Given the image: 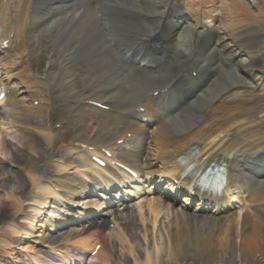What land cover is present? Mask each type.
<instances>
[{
	"label": "bare ground",
	"instance_id": "obj_1",
	"mask_svg": "<svg viewBox=\"0 0 264 264\" xmlns=\"http://www.w3.org/2000/svg\"><path fill=\"white\" fill-rule=\"evenodd\" d=\"M196 1L200 3L198 6L194 5ZM209 1L191 0L189 5L185 3L186 10H190L186 11L189 18L185 19V15L181 14L183 11L180 10L182 4L175 0H124L114 4L111 9L108 8V11L111 10V16L105 15L103 19L119 38L134 43L153 37L160 30L164 35H161L162 41L157 42L165 44L175 54H183L187 60L194 57L204 62L209 61L213 69V73L203 85L201 94L189 96L185 100L184 105L188 107L186 111L177 115V120H173L172 123L157 126L151 131L153 143L152 146L149 144V159L152 161L166 163L169 151L193 141L211 142L215 150L220 148L222 153L241 156L264 149V29L261 27L264 8L261 6L258 8L259 11L254 13L253 10L246 12L227 7L222 9L224 12L215 10V13L208 14L203 5ZM213 1H216L217 5L220 0ZM30 2L31 0H0V29L11 33L13 28H10L9 22L15 24L26 15ZM121 15L134 16L136 19ZM101 23L98 14L94 10L92 12L89 10L80 16L63 17L56 24L38 28L33 36L27 39L20 37L16 39L20 51L17 53L18 56L16 54L17 58L14 57L10 62L11 66L20 65L19 71L15 74L21 79V84L26 83L28 87L39 84L43 89L40 87L32 90L35 100L39 102L38 106H29L24 101L26 98L14 95L9 103L10 108L3 110L6 112L8 124L16 128L17 133L0 138V187L5 189V192L3 191L5 197L0 198L1 256L13 257L15 253L10 250L14 240L20 237L18 225H14L17 223L16 216L28 215L23 200L29 199V195L30 198L34 197L32 201L37 204L36 208L40 209L45 203V198L39 200V197L52 193L49 186L43 184L41 177H45L47 171L52 173L54 171L52 167H55L56 174L66 166L50 164L48 157L62 158L65 163L73 162L71 151L66 150L62 154L58 146L68 145L74 140L72 143L84 145L91 155L98 154L102 147H106L105 144L111 137L121 133L117 129L118 124L122 123L128 129L135 127V124L123 117L98 110L102 115L100 118L97 110L88 105V102L103 100L116 104L121 101L123 95L126 100L133 99L132 95L126 93V86L128 87L129 83L144 90L152 85L151 80L157 85L156 77L151 73L131 72L115 67L113 55L103 38L105 29ZM201 24L210 30L219 27L222 34L215 37L201 32ZM47 39L53 40L52 49L54 47L55 49L54 54L49 57L50 68L45 74V79L55 81L57 69L64 71L59 82H68L72 94L78 96L79 105L70 107L73 114L78 116V121L70 130L53 132L51 125H46L44 118L49 110V99L45 96V82L33 75L31 64L28 62L34 52L28 55V51L24 50L25 47H37ZM189 41L193 42V45H190ZM216 43L222 44L226 49V56L235 60L232 69L222 70L216 62ZM80 63L85 65L84 73V69L79 68ZM74 71L84 80V92L81 94L76 91L74 82H69L72 75H75ZM243 91L245 93L239 95ZM229 93L234 94L228 97ZM136 127L138 130L141 129L139 126ZM114 147L115 144H112L106 148ZM53 148L54 152L51 154ZM42 152L45 161L41 164L44 160ZM2 162H9L19 171H9ZM92 165L90 161L83 165V174L80 176L77 173V176L88 177L85 171L91 173ZM18 173L23 174L25 178L22 190L19 189L21 178ZM66 178L52 180L51 177L49 180L51 183L54 181L58 183L63 193L62 197L70 201L73 196L83 192V186L77 177H69L68 180ZM28 186H34L39 191L30 194L27 191ZM187 201L188 198L183 200ZM157 203L149 200L145 205V209L147 211L149 209L155 218L145 225L147 233L160 231L156 234L159 235L158 240L154 239L155 256H150L151 252L148 251L150 245L145 250L146 255L141 253L146 259L145 264H173L172 262L181 259L191 262L193 259L197 264H216L224 259V255L229 254L231 258L233 256L236 258L237 248L240 252L239 257L246 261L245 264H264V257L258 259L259 249L264 248V206L250 208L247 214L235 210L214 216L209 213H188L183 208L179 213V209L173 211L172 207H164ZM66 208L62 210V216H55L61 218H56L54 222L49 219L50 223L47 225L51 228L58 226L59 221H66L65 215L76 219L77 215ZM39 209L37 211L34 209L35 213L38 214ZM143 210L144 208L137 214L132 209L126 217L119 218L122 220L123 228L133 237L140 228L138 220L147 217ZM249 214L253 216L251 220H247L246 216ZM6 220H12L14 224H4ZM150 227H154L153 232ZM62 233L47 234L44 240L55 245L63 239L59 246L69 249L77 245L75 243L77 237L87 235L78 242L85 248L95 246L96 229L88 227L67 232L66 235ZM19 247L25 254H29L31 264L44 262L37 253L31 252L28 243L25 242ZM96 260L99 264H115L114 253L109 249L107 241L103 243L102 251Z\"/></svg>",
	"mask_w": 264,
	"mask_h": 264
},
{
	"label": "rangeland",
	"instance_id": "obj_2",
	"mask_svg": "<svg viewBox=\"0 0 264 264\" xmlns=\"http://www.w3.org/2000/svg\"><path fill=\"white\" fill-rule=\"evenodd\" d=\"M179 1V0H178ZM184 1H187L188 3H191V1L189 0H184ZM198 3H195L194 2V5L196 6ZM218 7L216 9V1H213V0H210L208 3H207V6L204 7L206 12H208L209 14L212 12V13H215L216 11L215 10H218V11H222V9L224 8H227V7H232V8H235V9H238L240 11L244 10L246 12L248 11H252L254 10V13L258 12L259 10H257L259 8V6H263L264 8V0H220L218 3H217ZM224 12V11H223ZM262 24H261V27L264 29V16H262ZM229 19V18H228ZM50 44H53V40L49 39L47 41H44L43 42V48L45 49L47 46H49ZM51 47V46H50ZM49 47V49H50ZM43 48H41V50L44 51L45 54L49 53V49L48 50H44ZM36 58V57H35ZM83 65V64H82ZM47 66V64L44 65V67L42 68L43 71L39 72V75L41 77L44 76L43 72L45 71V67ZM77 86L79 89H81L83 87V82L81 80H78L77 81ZM52 90L53 92V100L55 99L56 102H57V105L58 107H62L63 108V112H61V114H66V116L68 117L67 119L69 118H72L74 119L72 122H75V118L74 117H71L69 115V111H68V108H69V104L70 102L72 101V97L68 96L66 94V87L64 86H53V87H50V91ZM55 91V93H54ZM245 93V91L241 92V95H243ZM24 95H26L28 98L30 97L31 93L30 92H24L23 93ZM231 95H228V97H230ZM53 108H54V105H53ZM53 112V111H52ZM63 124H65V127H67V123H66V120H63L62 121ZM54 124V122H53ZM70 124V123H69ZM56 127H58L59 123H56L55 124ZM84 152H79L77 151L75 154H74V151H73V157L74 158H81V159H84L83 157V154ZM5 167H7V169H9V171H19L17 167H15L14 165H11L10 163L8 162H4L2 163ZM77 170L76 167H74V165L70 166L69 167V171L71 173L75 172ZM20 178H21V182L19 184V189L22 190L23 189V186H24V183H25V178H24V175L23 174H20L18 173ZM1 183V182H0ZM5 189H3L2 187H0V198H4L5 197ZM4 191V192H3ZM27 191L28 192H36V191H39L37 188H34V186H28L27 187ZM59 192V191H57ZM30 196V195H29ZM54 196V195H53ZM34 197H29V199H26L23 201V206L24 208L26 209L27 212H30V215H29V218H32L34 215H35V202L32 201L31 199H33ZM51 200V199H50ZM54 203L55 202V199L52 200V203H48V205L43 209L44 213L42 215H45V212H51V213H54ZM162 205L164 207H168L170 206L169 203H165V202H162ZM124 214V217H125V213L122 212ZM42 215L40 214H37L35 215L36 219L33 220L35 221V223H37V225H33L32 228L29 227V223H28V219L26 218L27 216L26 215H17L16 216V221H17V225L21 226V228H25V227H29L27 229V231H29L30 233H32V237H29L28 239L25 238L26 240H28L27 242L31 243L32 245L34 244L35 246V251L36 250H45V246H43L44 244V239H43V235H47L49 230L46 229L44 226H41L40 225V222H42ZM167 217V214L165 215ZM166 217L164 219H166ZM249 218V217H248ZM151 219H155L154 218V215H147L146 218L144 219H140L138 220V223H139V230L137 232V234L135 235V237H133V235H131L129 232H127L126 229H122V224H120L121 226L119 227L117 234H114L113 238H111L112 240V245H111V248L114 250V261H115V264H142L141 260L143 259L141 257V253L145 254V250L147 249V247H149L150 245V249L148 250L149 252H151L150 254L153 255L154 252H153V249H154V239H157V236L156 234H158V231L155 230L154 231V227H150L149 229L152 230L151 232L153 233H150L148 232L147 233V230L145 228V225H148L151 221ZM143 220H145V223H143ZM122 221V220H120ZM8 223H13L12 221L10 220H6L4 224H7ZM150 226V225H149ZM66 228V227H64ZM148 228V227H147ZM25 230H23L20 234L21 236H24V232ZM165 231V230H164ZM161 232H163L161 230ZM164 233V232H163ZM146 234V235H145ZM156 235V236H155ZM155 237V238H153ZM158 240V239H157ZM21 243H24V241H21L19 239H16V243L14 244V249L15 251H19L17 249V246H19ZM237 257L235 258L233 256V258L231 257H225L224 256V259L221 260V261H218L216 264H245V260H241V257H239V248H237ZM262 253V254H261ZM263 253L264 252H260L259 255H262L263 256ZM140 254V255H139ZM125 257H128V258H125ZM14 258H16V260L19 261L18 264H23L24 261H26V257L21 255V254H17V255H14ZM155 259V258H154ZM4 264H13V261L12 259H9L7 258L4 262ZM173 264H197V261L196 260H193L192 259V262L190 260H185V259H181V260H178V261H175V262H172ZM156 264V263H154Z\"/></svg>",
	"mask_w": 264,
	"mask_h": 264
}]
</instances>
